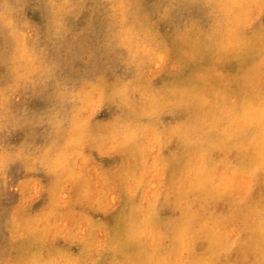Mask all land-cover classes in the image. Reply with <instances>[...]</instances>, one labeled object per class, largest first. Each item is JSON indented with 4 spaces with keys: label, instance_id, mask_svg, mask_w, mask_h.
Wrapping results in <instances>:
<instances>
[{
    "label": "clouds",
    "instance_id": "9594fccd",
    "mask_svg": "<svg viewBox=\"0 0 264 264\" xmlns=\"http://www.w3.org/2000/svg\"><path fill=\"white\" fill-rule=\"evenodd\" d=\"M0 264H264V0H0Z\"/></svg>",
    "mask_w": 264,
    "mask_h": 264
}]
</instances>
